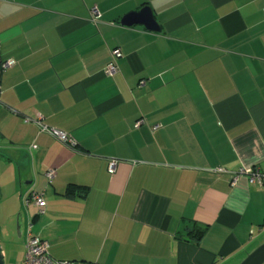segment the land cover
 <instances>
[{
	"label": "crops",
	"instance_id": "obj_1",
	"mask_svg": "<svg viewBox=\"0 0 264 264\" xmlns=\"http://www.w3.org/2000/svg\"><path fill=\"white\" fill-rule=\"evenodd\" d=\"M143 6L159 31L120 23ZM0 59L8 264L29 223L51 257L98 264H238L264 241V183L231 180L264 172V0H0Z\"/></svg>",
	"mask_w": 264,
	"mask_h": 264
},
{
	"label": "built area",
	"instance_id": "obj_2",
	"mask_svg": "<svg viewBox=\"0 0 264 264\" xmlns=\"http://www.w3.org/2000/svg\"><path fill=\"white\" fill-rule=\"evenodd\" d=\"M91 18L93 20H97L99 17V11L96 7H93L90 10ZM112 55L114 57L120 56V51L118 48L114 49L112 51ZM13 60L7 59L2 60L0 59V69L4 70L10 66H12ZM117 71V65L112 60L109 62L105 68L104 72L112 76ZM35 123L38 125V128L40 132L49 134L50 136L54 137L56 140L64 144L65 146L75 149L76 148V140L70 136L68 133L63 132L61 130H58L56 128L50 127L47 124H45L41 117H37L35 120ZM143 122V119H139L136 122V127L139 126ZM118 159H109L107 169L109 173H113L115 171V168L118 164ZM218 172L225 171L223 168H217ZM56 172L55 169H49L46 171V176L48 179V182H51L54 178ZM244 174L246 175L248 182L250 184L254 185H262L264 183V172L261 171L258 167H247L243 170H241L238 174H232L231 180L233 183L238 178V175ZM32 202L35 206H37L38 213L43 212L44 206H45V199L43 197V194L41 192H35L33 191L30 195L29 200L26 201V203ZM31 223L28 224L27 228V240H26V251L24 255V263L25 264H98V263H88L83 261H77V260H61V259H55L51 257L49 250H48V243L37 236L33 235L31 233Z\"/></svg>",
	"mask_w": 264,
	"mask_h": 264
},
{
	"label": "water",
	"instance_id": "obj_3",
	"mask_svg": "<svg viewBox=\"0 0 264 264\" xmlns=\"http://www.w3.org/2000/svg\"><path fill=\"white\" fill-rule=\"evenodd\" d=\"M122 25L141 24L145 28L152 31H159L160 26L154 18L153 11L149 6H143L138 11L130 12L123 16L120 20ZM22 219L18 214L16 219L17 234L21 233ZM0 264H4L3 252L0 246ZM238 264H264V241L256 246L253 250L246 254V256Z\"/></svg>",
	"mask_w": 264,
	"mask_h": 264
},
{
	"label": "rangeland",
	"instance_id": "obj_4",
	"mask_svg": "<svg viewBox=\"0 0 264 264\" xmlns=\"http://www.w3.org/2000/svg\"><path fill=\"white\" fill-rule=\"evenodd\" d=\"M0 246H1V250L7 251V256L6 257L3 256V260H4V264H8V262H9V254H8V252H9V249H10V244L7 243L4 238H0Z\"/></svg>",
	"mask_w": 264,
	"mask_h": 264
},
{
	"label": "trees",
	"instance_id": "obj_5",
	"mask_svg": "<svg viewBox=\"0 0 264 264\" xmlns=\"http://www.w3.org/2000/svg\"><path fill=\"white\" fill-rule=\"evenodd\" d=\"M204 231H205V228H198V229L195 231V233H194V237H195V239H196V240H199V239L202 237Z\"/></svg>",
	"mask_w": 264,
	"mask_h": 264
}]
</instances>
